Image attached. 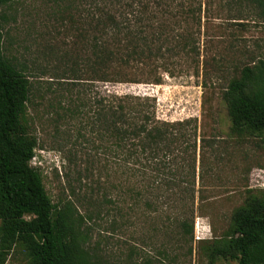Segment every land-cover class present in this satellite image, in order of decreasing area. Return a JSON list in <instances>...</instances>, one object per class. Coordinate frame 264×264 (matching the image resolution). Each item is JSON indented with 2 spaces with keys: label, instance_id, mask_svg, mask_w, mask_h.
<instances>
[{
  "label": "trees",
  "instance_id": "16d2710c",
  "mask_svg": "<svg viewBox=\"0 0 264 264\" xmlns=\"http://www.w3.org/2000/svg\"><path fill=\"white\" fill-rule=\"evenodd\" d=\"M28 1L36 9L44 5L54 25L61 26V45L51 43L50 51L63 67L49 66L47 90L56 91L53 79H57L62 89L76 91L78 114L96 136L92 148L85 150V170L99 174V197L93 196V187L85 190L77 199L83 211L73 199L55 203L42 172L31 165L39 144L29 118L36 82L25 62L6 54L0 22V264H6L16 246L25 248L28 264H152L153 259L146 257L142 263L121 258L112 262L93 245L95 231L122 238L130 228L139 239L177 237L185 254H192L197 158L199 150L209 144L198 118L163 120L157 117L150 96L91 94V83L159 84L166 75L207 73L208 21L211 12L220 14L225 3L0 0V10L16 3L21 9ZM246 2L264 20V0ZM226 4L230 18L240 19L245 0ZM217 62L222 64V59L218 57ZM223 98L230 134L264 135V66L235 65ZM84 142L91 143L89 138ZM103 172L107 180L101 181ZM113 173H117L116 181L111 182ZM175 187L180 190L167 191ZM111 188L117 189L115 195ZM146 230L147 236L141 234ZM166 252V247L158 250L159 255ZM206 253L211 260L220 256L238 264H264V189L247 192L233 212L230 230L208 245ZM133 254L140 252L133 247L129 255Z\"/></svg>",
  "mask_w": 264,
  "mask_h": 264
},
{
  "label": "rangeland",
  "instance_id": "374dc122",
  "mask_svg": "<svg viewBox=\"0 0 264 264\" xmlns=\"http://www.w3.org/2000/svg\"><path fill=\"white\" fill-rule=\"evenodd\" d=\"M227 1L223 0L225 5L220 14L214 10L211 12L208 21L209 35L205 49L207 73L203 74L201 70L199 75L192 71L166 75L159 84L144 81L91 83V94L100 91L102 94L116 92L150 96L155 101L157 117L163 120L197 117L209 142L202 151L199 150L197 158L194 240L190 243L192 254H185L174 236L150 237L146 230L141 234L147 237L139 239L130 228L120 238L106 232L100 235L95 231L93 245L112 262L121 258L142 263L146 257L153 259L152 264H238L220 256L211 260L206 248L230 230L233 212L244 202L247 192L264 189L261 186L264 183V135L236 137L230 134L231 122L223 98L224 88L235 65L264 66V20L257 11L248 9L246 0L241 18L233 20ZM16 5L0 10V14H8L0 16V22L6 54L25 62L28 74L36 82L29 118L39 144L31 165L42 172L53 202L62 204L73 199L83 211L85 207L77 199L85 190L89 192L93 187V196L99 197L96 185L99 174L95 172L92 175L85 170V150L86 147L92 148L96 136L78 114L76 91L62 89L57 79H53L56 91L47 90V80L51 79L49 66L53 69L55 64L58 68L63 67L53 59L50 51L51 43L56 41L61 45L63 38L58 31L61 26L54 25L44 5L38 9L30 1L21 4V9ZM234 36L235 47L232 48ZM218 57L222 59V64L217 62ZM219 66L223 69L218 70ZM86 138H89L90 144L84 142ZM96 142L98 144L99 140ZM75 151L78 154L75 155ZM116 175L113 173L110 177L111 182L116 181ZM100 180H107L105 172ZM133 182L135 179L132 178L130 183ZM179 190L175 187L167 191L176 193ZM116 192V188H111L113 195ZM127 198L131 201L129 193ZM173 198L174 195L169 200L173 202ZM133 247L138 249L139 256L129 255ZM165 247L166 254L159 255L158 250ZM6 264H28L25 248L16 246Z\"/></svg>",
  "mask_w": 264,
  "mask_h": 264
},
{
  "label": "built area",
  "instance_id": "2783aa9c",
  "mask_svg": "<svg viewBox=\"0 0 264 264\" xmlns=\"http://www.w3.org/2000/svg\"><path fill=\"white\" fill-rule=\"evenodd\" d=\"M261 186L264 188V183Z\"/></svg>",
  "mask_w": 264,
  "mask_h": 264
}]
</instances>
